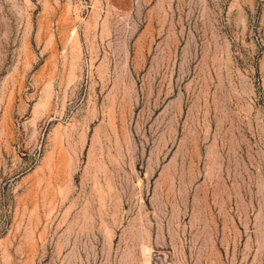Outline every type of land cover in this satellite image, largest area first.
Returning a JSON list of instances; mask_svg holds the SVG:
<instances>
[{
  "label": "rangeland",
  "instance_id": "1",
  "mask_svg": "<svg viewBox=\"0 0 264 264\" xmlns=\"http://www.w3.org/2000/svg\"><path fill=\"white\" fill-rule=\"evenodd\" d=\"M0 264H264V0H0Z\"/></svg>",
  "mask_w": 264,
  "mask_h": 264
}]
</instances>
